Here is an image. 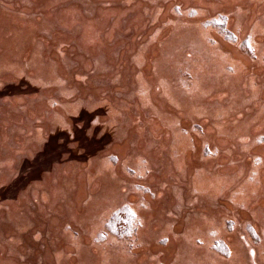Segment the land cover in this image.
<instances>
[{
    "label": "rangeland",
    "instance_id": "rangeland-1",
    "mask_svg": "<svg viewBox=\"0 0 264 264\" xmlns=\"http://www.w3.org/2000/svg\"><path fill=\"white\" fill-rule=\"evenodd\" d=\"M9 1L10 10H2L0 7V12L3 11L0 15L5 18L3 22H8V25L11 23L13 31L25 35L20 43L18 36L13 35L8 39L10 45L17 46L14 50L1 48L3 53L14 52L15 60L19 56L20 61L9 60L13 65L0 70V96L4 97L0 98V105L13 106V109L0 113L5 118V121H0V162L4 166H10V158L16 155V148H28V152L22 156L24 165L27 166L26 161L29 164L23 168L22 174L27 180L23 190L25 198L36 184L47 179L49 181L50 174L61 170H65L77 186L74 192L69 190L66 196L63 195L64 198L58 199L51 207L54 212L47 216L36 212L39 204L29 200V210L23 213L26 217L34 213V218L31 223L21 226L24 229L21 236L16 229H9L12 220L7 211L12 207L11 203L0 202V213L4 215L2 221L7 223L0 222V233L6 232V241L10 238L22 240V247L27 250L23 256L25 261L19 263L58 264V260L69 258L71 264H84V259L79 260L77 249H70V240L68 244L64 240L67 231L74 228L73 239H87L84 246L91 257V264H94L96 256L101 255L105 256V261L100 260L97 264H226L243 247L250 257V263L232 260V264H264V258H261L263 252L260 253L262 244L264 248V223L259 224L263 218L257 215L264 212V68L259 69L258 64L252 63L261 57L264 63V52L260 53L264 48V26L257 30L250 27L245 31L244 27L233 23L236 14L249 13L251 9L246 5H236L233 9L222 6L217 11L210 12L207 8L196 7L192 2L190 5L187 3L190 0H162L156 17L139 25L141 32L137 38H143L148 31V39L142 44L141 55L134 58L137 70L131 67L132 59L124 58L122 67L125 70L123 69L122 75H115L113 73L118 67L111 62L109 50L118 58L129 45L128 37L135 32L134 27L137 26L131 22L138 15L139 9H128V6L136 0H86L90 4L86 12L92 17V22L98 20L100 6L125 8L121 19L118 15L110 16V25L120 22L119 27L116 26L120 30L111 41H105L104 44H99L96 37L83 41L81 34L85 33L82 23L78 22V16L74 18V23H52V27L41 32L37 30L38 25L29 20L31 17H47L55 21L56 16L52 14L70 9L77 12V4L82 0ZM167 1L172 2L174 7H168L164 3ZM28 4L32 7V12L22 13L28 19V22H24L20 20V15L14 14L11 6ZM172 12L178 16L185 14L189 16L188 19L201 15L197 24L205 31L214 29L210 32L213 39H210L209 46L220 45L223 52L219 48L215 52H208L197 41L183 42L182 37L177 34L175 37L170 31L176 22L170 17ZM77 13L81 15L80 11ZM183 24L197 25L188 20ZM176 33H180V30L177 29ZM42 35L45 36L44 42H41ZM104 35L102 33L100 37L103 38ZM170 38L177 45L168 56L171 59L168 64L172 67L167 74V83L186 88L188 95L197 91L198 81L205 78L203 70L208 65L215 67L217 58L228 61V57L235 56L236 51L249 57L250 63L238 56L232 58L227 62L226 69L228 73H233L237 69L246 68L245 77L257 79L258 82L253 85L260 86V89L246 97L242 103L244 108H253L257 99H261L263 108L254 113L255 118L250 121L247 109L237 114L236 118H226L243 109L236 108L233 111L216 110L217 113L222 112L216 119L212 116L213 107H206L189 116L186 112L189 105L184 99H172L177 111L168 107L164 98L167 95L159 90L162 89L161 82L165 80L160 60L161 48L164 41ZM64 49L67 50V58L62 52ZM199 56L202 59H198ZM108 71L113 72L106 73ZM157 74L158 77L155 76ZM220 75L219 72L214 73L216 77ZM136 78V89L124 90V83L128 84L129 79ZM114 85H121L122 89L116 87V91ZM32 90L35 92L28 94ZM215 91L209 89L204 97ZM144 96H147V107L151 108L149 105H152L153 108L142 114V121L138 122L132 114H135L134 110L139 112V98ZM114 98H127L136 103L133 108L121 112L112 106ZM160 113L169 118L177 116L175 125L182 128L181 137L184 138L181 139L188 141V145L180 147L173 154L175 159H183L179 170L186 171V175L180 181L174 174L170 175L171 158L162 152L168 133L159 121ZM210 119L226 122L214 126L207 123ZM141 127L150 130L145 136L155 138L149 149L156 152L144 155L145 136ZM236 128L243 130L235 133ZM118 129L122 130L121 137L116 135ZM247 131H250V137L245 135ZM206 134H210V137L206 138ZM40 136L42 139L38 141ZM56 136L58 137L55 138ZM240 138L244 139L243 143L236 144ZM113 145L121 147L120 152L125 151V145H130L134 151H141L143 157L141 161L138 160L141 167L134 161V165H127V169H122L125 159L119 153L109 151ZM52 155L54 156L51 157ZM107 158L113 169L108 170V164H103V167L92 163L94 160ZM214 159L218 162L212 167L208 166L207 161ZM17 167L18 162L15 161L12 168L17 170ZM5 169L3 167L0 173L5 172ZM203 169H210L208 175L220 179L216 194L211 192V187L204 190L194 188L195 180ZM86 175L90 176V180L87 177L84 180ZM19 176L17 174L11 182L0 188L7 191L17 189ZM175 177L179 183L177 194L183 196L176 213L170 210L169 204L172 200L171 187H174L169 183H173ZM247 182L256 184L245 187ZM61 183L66 190V186ZM40 193L42 197L43 189ZM160 195L162 198H159ZM5 198V193L0 192V199ZM44 203L46 205V198L42 205ZM64 203L74 206L77 211L75 216L85 220L87 212L89 213L86 207L90 204L94 206L97 214L87 218L88 225L84 227L86 230L82 223L76 225L70 220ZM257 203H261L260 206H256ZM47 210L51 211L50 208ZM194 219L203 220V223L186 227L190 222L194 223ZM166 221L162 228H156ZM90 222H94V225ZM96 223H99L98 227ZM29 227L33 230L27 232ZM94 232L96 235L92 237ZM49 236L52 244L49 243ZM182 238H186V248L208 246L206 257L200 256L196 260L197 255L194 253L192 258L182 263L179 252ZM57 244V251L53 250L52 247ZM99 244L103 248H97L96 245ZM2 258L0 254V259ZM220 259L225 262L221 263Z\"/></svg>",
    "mask_w": 264,
    "mask_h": 264
},
{
    "label": "bare ground",
    "instance_id": "bare-ground-1",
    "mask_svg": "<svg viewBox=\"0 0 264 264\" xmlns=\"http://www.w3.org/2000/svg\"><path fill=\"white\" fill-rule=\"evenodd\" d=\"M195 4L196 7H200V8H207L210 12L211 11H217V9L219 7L225 6L227 7V9H233L236 5H240V6H247L249 7L251 10L249 13H243V12H239L238 14L235 15L234 18V22L236 23V26H242L245 28V31L250 29V27H254L256 30L259 29L261 26H264V0H251V2L249 0H190V2L187 3H191ZM245 2V3H244ZM11 2L9 0H0V7L2 8V10H10V7L8 4H10ZM163 1L162 0H136V2H131L130 5L128 6V9H130L131 7L133 8H137L139 9L138 15L135 17V19L131 22L132 25H137L134 27L135 32L132 33V35L130 37H128L129 40V45L126 47L125 52L119 56L118 58L115 57V53L113 54V52L111 50L110 51V59L111 62L114 63L118 68L116 69V71L113 73L115 75L117 74H121L123 73V71L125 70L122 67V62L125 59H132V63L134 62V58L139 57L141 55V47L142 44L148 39L147 37V33L145 34V36H143V38L141 37L140 39L137 38V36L139 35V33L141 32L140 30V26L144 24L147 20L149 19H154L156 17V15L159 13L160 8L162 6ZM166 5H168V7L173 8L174 4L172 2H164ZM89 2L86 0H82L80 2H78L77 4V9L81 12V15L77 12L79 11H75L70 9V11L66 10V12H59L56 14H52L56 17H54L55 21L48 19L47 17L44 18H40V17H31L29 18V20H31L32 23H36L38 25L37 30L39 32L41 31H46L48 27H52V23H57L59 24H65L68 25L67 22L70 23H74L76 21H74V18L76 16H78V22L82 23L83 26V31L85 34H81L82 38L84 39L83 41H87V39H91V38H97L99 44H101L103 42V44L105 43V41H111V39L113 38V36L115 35V33H117L120 28H118L121 23L119 22L116 25H110L109 19L110 16H115L118 15L119 18L121 19L122 17H124L125 14V8L124 9H119L116 6H100L98 9V13H97V19L95 22L90 21V19H92V17H89V13L86 12L89 10ZM191 5V4H190ZM189 5V6H190ZM187 6V5H186ZM11 10L15 11L14 14L20 15V20L24 21V22H28L27 17L22 16V13L24 14H30L32 12V7L28 4V6H11ZM1 11V10H0ZM3 12V11H2ZM0 12V13H2ZM170 17H173V19L176 20L175 24L172 26V28L170 29L171 32H173L174 36H180L183 39V42H189V41H194V42H198L201 44V46L205 47L206 50L208 52H215V49L219 48L221 49V51L223 52V47L220 45H215V46H209V44L211 43L210 39H213L212 34L210 33L211 31H213L214 29H210L209 31H205L201 25L197 24L200 22L201 20V15H199V17H194L191 19H188L189 16L187 15H175L173 12L171 14ZM4 16L0 15V70L2 68H6L8 65L12 66L13 63H9V60H14V61H20V57L17 56L15 53L13 52L12 54H7V53H3L1 52V48H4L6 50H10V49H15L17 46L13 47V45H10V43H8V39L13 37V35L18 36L19 37V42L20 43L22 41L23 36L25 35L24 33H19L18 31H13V26L11 23L8 22H3L4 21ZM45 20V21H44ZM188 20L190 23H196L197 25H190L188 24V26L184 25V21ZM3 22V23H2ZM47 22V23H46ZM2 23V24H1ZM6 24V25H4ZM3 25L6 27L4 28ZM131 25V28H132ZM116 26H118L116 28ZM11 29L9 31H5L1 29ZM153 27V26H151ZM177 29L180 30V33H176ZM104 33V37L101 38L100 34ZM149 33H152V31H150ZM14 36V37H15ZM45 41V36L42 35V41ZM17 43V44H18ZM177 43L170 38V40H165L164 41V45L162 46V55H161V62L163 63V74L165 76V80L164 82H161V86L162 89L159 90L162 91L163 94H166L167 96L164 97L167 101V103L169 104L168 107L172 108L173 110L177 111V107H175V102H173L172 99H184L186 101V103L189 105V111L187 110L186 112L188 113V115L190 116L191 113H195V112H199V110H203L206 107H213V111H212V116L213 117H217L222 113H217L216 110H236V108H243L241 109V111H236L233 114L228 115L226 118H231V117H235L237 116V114L242 113L244 109H247V115H249V118L251 119L250 121H252L256 114H254L255 112H257L259 109L261 110L263 108V102L261 101V99H257V101L254 103L256 105L253 104V108H248V107H242V103L245 101V98L248 96H252L257 89L260 86H256L253 85L254 82H258L256 78L253 77H245V73H246V68L242 69V70H235L233 73H228L226 66L228 65V61H231L232 58L238 56L240 58H243L245 60H247V62H251V60L249 59V57L245 56L243 53H241L240 51H236V55L232 56L230 55L228 57V61L226 59L220 60V59H216L215 60V67H211L210 65H208V67L205 68V70H203V73H205V78L202 80L198 81V85L199 87L197 88V91L191 95H188L186 93L187 89L182 88L179 85H172L171 83H167L169 82L168 78H167V74L170 71V67H172L171 65L168 64V62H171V59H168V56L171 55V52L175 49ZM227 46H229L228 43H226ZM225 45V46H226ZM4 46H12V47H4ZM234 46V45H233ZM230 47V46H229ZM236 47V46H234ZM233 48V47H230ZM264 52V48L261 49L260 53ZM126 55V57H125ZM66 56V54H65ZM45 57V56H44ZM176 62H178L175 58H173ZM198 59H202L201 56L198 57ZM173 62V63H176ZM252 63H256L259 66V69L264 68V63L262 61V57L258 58L254 61H252ZM119 66H121V68H119ZM131 67H133V69L136 71L137 67L134 66V63L131 64ZM124 69V70H123ZM113 72V71H112ZM110 71L106 72V73H112ZM215 72H219L221 73L220 77H216L214 76ZM103 75V74H102ZM16 76V75H15ZM156 77H158V74L155 75ZM11 77V76H10ZM95 77V76H94ZM93 77V78H94ZM10 79V78H9ZM11 79H13V76L11 77ZM10 79V80H11ZM111 79V78H110ZM92 80V79H91ZM140 80V79H139ZM128 84L124 83L123 88H125L124 90H130V89H136L137 85H138V79H129V81L127 82ZM141 83V80H140ZM94 83H92L93 85ZM224 84H227L225 87L222 88V86ZM121 88V85H114V88ZM209 89H213L216 90L212 95L208 96V97H204V95L208 92ZM260 89V88H259ZM118 91V89L116 90ZM226 91H229L226 93ZM35 92L34 90L30 91L28 94H31ZM114 103L112 106H114L115 109L121 110V112L127 111L131 108H133V105L136 102H133L130 99L127 98H114V100H112ZM110 100V102H112ZM139 103L140 105H137L140 107L139 112L135 111V114H132V117H135V119L139 122L142 121V114L146 113L147 110H150L151 108H153L152 105H149L151 108L147 107L148 104V100H147V96L145 97H140L139 98ZM13 109V106H8V107H3V105H0V113H3L5 110H11ZM251 109V110H250ZM212 110V109H211ZM214 112V113H213ZM157 115L158 113L155 112ZM177 116H174V118H169L167 116H165L163 113H160V117H159V121L162 123L164 129L167 130V137L166 140L163 143L162 146V152L163 154L169 155V157L171 158L170 162H169V172L170 175L176 176L179 181L180 178L182 179L185 175H186V171H181L179 170L180 165L182 164V160L181 159H175L173 154L177 151V149H179L182 146H186L188 145V141L187 139H181L184 137H181V129L177 127L176 124V120H177ZM193 119V118H192ZM248 119V117H247ZM11 120V119H9ZM203 120V119H202ZM223 120H226L225 118H223ZM221 119L219 120H213L210 119L207 123L210 122V124L216 126L220 123L226 122L223 121ZM0 121H5L4 116H0ZM7 121V120H6ZM196 121V120H195ZM249 125V124H248ZM139 126V125H138ZM247 126V125H246ZM56 128V127H55ZM142 128V127H141ZM144 133V136L146 135L147 131H150L149 129H141ZM240 130H243L242 128H236L235 129V133L236 132H240ZM57 135L59 136V134L57 133ZM116 135L117 136H122V130L118 129L116 131ZM246 136H251L250 131H247ZM58 136H56L55 138H57ZM205 137H210V134H206ZM242 137V136H241ZM40 139H42V136L38 137V141H40ZM155 139V138H154ZM154 139L151 138L150 136H145L144 140H143V147L145 148L144 150V155H147L148 153L152 152H156V150H151L149 149V146L154 142ZM243 138H240L238 140V142L236 144L239 143H243ZM87 141V139H85V142ZM120 148L119 146L113 145L109 148V151L111 152H117L119 153V155L125 159V164H123V168L122 169H127V165H134L133 163H135L134 161H136V163H138V167H141V163L138 162L141 161L142 157H143V153L134 151L130 148V145H125L124 146V153L123 151L120 152ZM159 148V147H158ZM153 149H157V148H153ZM28 152V148L27 147H17L15 150L16 155H13L10 158V161H12V165L11 168H9L10 166H4L1 162H0V170L3 167H6V169L4 170L5 172L0 173V186L4 185L8 182H11L17 174H19L20 176L18 177V188L17 189H10L9 191L0 188V192L5 193V199H0V202L2 201L3 204H9L11 203V208L7 211V214L11 217L10 220H12L9 223V229L10 230H14L16 229L17 234L19 236H21L23 234V228L21 226L28 224L29 222L31 223V221L34 218V213L30 214L28 217L24 216V211L25 210H29V200L31 201H35L36 204H39L37 206L36 212H41L44 213L46 216L52 212H54L52 210V205L56 204L58 199H62L61 197H63V195L66 194V192H68L69 190L71 192L75 191V187H77L75 185V182H73L74 180L68 175V173H66L65 170H61V171H57L54 172L53 174L49 175V181L48 179L45 180L43 183H39L36 184V186L33 188V190L31 191V193L25 198V196H23V190L25 188V183L27 182L26 178H24L22 176L24 170L23 168L27 167L29 164L26 161V165H24V159L22 158V156L24 154H26ZM108 153V152H107ZM52 154V153H51ZM33 156H36V154H32ZM54 155H52L51 157H53ZM165 157V156H164ZM34 159V157L32 158ZM32 159H28V160H32ZM53 159V158H50ZM16 162H18V167L17 170L12 168L13 164ZM127 162V163H126ZM218 161H215V159L213 161L209 162L207 161V165L208 166H213L215 163H217ZM94 165L96 164H100L104 167L103 164H108L110 169H113V165H110L109 159L107 158L105 159H101V161H97L94 160L92 162ZM45 167H48L47 164H43ZM115 169V168H114ZM210 170V169H209ZM209 170H205L203 169L202 173H199L200 175L198 176V178L195 180L194 183V188H197L198 190H204L205 188L211 187V192L213 191L215 194L218 192L217 185H220V179L218 177H214L213 175L210 176L208 175V172L210 173ZM180 171V172H179ZM207 172V174H206ZM76 173H74L75 175ZM218 174V173H217ZM216 174V175H217ZM168 175V172H167ZM61 177H63L61 179ZM88 178L90 176H85V178ZM176 177L174 178V182L169 183L174 187H171V194H172V200L169 203L171 206V211H173L174 213H176V209L177 207L181 205L182 203V199L183 196H179L177 194V192L179 191L178 187H179V183L178 180H176ZM71 179V180H70ZM90 180V178H88ZM176 180V181H175ZM62 182V183H61ZM60 183L64 186H66V190L63 189V187L60 185ZM240 183V181H239ZM254 184L256 183H250L247 182L244 186L245 187H249L250 185L255 186ZM43 189V196L40 197L41 195V191ZM91 193V191H89ZM66 196V195H65ZM64 196V197H65ZM63 197V198H64ZM180 200H179V198ZM190 197V196H189ZM46 198V205L44 203V205H42L43 200ZM159 198H162V195H160ZM29 201V202H28ZM68 201H70V199L68 198ZM258 202V201H257ZM261 203H257L256 206H260ZM48 208L51 209L47 210ZM64 208L66 210V212L68 213V216L70 218V220L72 222L76 223H82L83 225V229H85L88 225L87 223V218H92L94 215H96L97 213L95 212V208L92 204L88 205L86 208H88L89 213L88 217L86 218V220L84 218H77L76 213L77 211L75 210L74 206H72L70 203H64ZM87 210V211H88ZM36 215V214H35ZM90 215V216H89ZM205 215V214H204ZM258 216L262 217L263 220L259 221V224L262 225V223H264V212H260L257 213ZM171 217H174L171 216ZM4 218V215H2L0 213V222L4 223V221H2V219ZM41 220V219H40ZM194 223L190 222L189 226H186L188 228L192 227L193 224L195 223H203V220L200 219H194L192 220ZM166 222H163L159 227H156L157 229L162 228ZM4 224H7L6 222ZM84 224L86 226H84ZM90 224L94 225V222H90ZM97 224V223H96ZM77 225V224H76ZM99 223L96 225L98 227ZM260 225V226H261ZM1 226V223H0ZM95 226V227H96ZM264 226V225H262ZM77 227V226H76ZM85 227V228H84ZM33 229H31V227H29V229L27 230V232L32 231ZM86 230V229H85ZM74 228H70L67 231V236H65L64 240L67 242V244L69 243L68 241L70 240V244H72V246H70L71 250L72 249H77L78 251V256H79V260L84 259V264H91L90 259L91 257H89V253L87 252V249L84 246L85 241H87V239H73V233H74ZM96 235V232L92 233V237H94ZM11 236V235H10ZM7 238L6 232H2L0 233V254L1 256L4 258L0 259V264H20L19 262L23 261V256L27 253V250L25 247H22L23 245V241L20 239H14V238H10L9 240H5ZM49 239V243L52 244V239L50 238V236L48 237ZM67 239V240H66ZM180 243H182V245L180 246L179 252L181 253L182 256V263L186 262L189 258H192V256H194L193 254L196 253L197 257L196 260H199L200 256L202 257H206V251L208 250V246H192L189 248H186L185 245L187 243L186 238H182L180 240ZM17 244V245H16ZM58 245L53 246V250L58 249ZM97 248H103L102 244L100 245H96ZM107 247V246H106ZM263 244L260 248V253L263 252V254H261V258H264V248ZM47 249V248H46ZM48 251V250H46ZM222 257V256H221ZM59 259H62L61 257ZM71 259L67 258L63 260H58L57 263L58 264H62V262H66L67 264H71ZM105 261V256L101 257H97L94 260V264H97L99 261ZM221 263L225 262L224 260L220 259ZM232 260H236L240 261V262H245L248 261L250 263V257L248 256L246 250L241 249V252H237L236 255L230 260V261H226L227 263L232 264ZM25 261V260H24ZM22 264V263H21ZM219 264V263H217Z\"/></svg>",
    "mask_w": 264,
    "mask_h": 264
},
{
    "label": "trees",
    "instance_id": "trees-1",
    "mask_svg": "<svg viewBox=\"0 0 264 264\" xmlns=\"http://www.w3.org/2000/svg\"><path fill=\"white\" fill-rule=\"evenodd\" d=\"M65 51H67L66 49H64V50H62V52L64 53V55L66 54L67 55V53L65 52ZM65 58H67L66 56H65ZM90 80H91V78H90ZM29 90H30V88H28ZM2 96H0V98H1ZM2 98H4V97H2ZM113 227H114V223H113ZM124 227H125V225H124ZM129 227H130V225H129ZM126 228H128V225L126 226ZM118 230V229H117ZM118 231H120V230H118Z\"/></svg>",
    "mask_w": 264,
    "mask_h": 264
}]
</instances>
